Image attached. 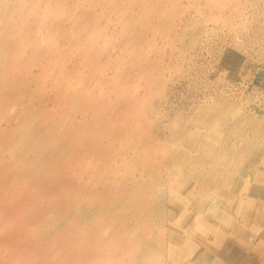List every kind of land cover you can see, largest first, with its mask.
Returning <instances> with one entry per match:
<instances>
[{
  "label": "rangeland",
  "instance_id": "1",
  "mask_svg": "<svg viewBox=\"0 0 264 264\" xmlns=\"http://www.w3.org/2000/svg\"><path fill=\"white\" fill-rule=\"evenodd\" d=\"M218 96L234 105L237 121L228 115L230 121L216 118L200 129L185 116L159 113L162 105L182 108ZM28 112L32 117L25 121ZM161 121L173 130L187 124L181 136L189 140L177 144L194 159L190 168L176 158L172 166L158 167L162 149L139 140H155ZM0 138L10 146L32 144L29 159L43 168L62 157L56 174L47 171L49 180L62 174L72 187L83 165L77 159L94 138L100 145L90 143L89 149L111 146L119 159L131 150L127 165L108 170L105 181L130 177L126 186L138 216H129L139 244L136 180L142 173L149 178V165L165 180L167 220L158 257L131 261L141 251L129 256L126 247L114 244L101 261H78L77 255L65 261L59 247L22 233L47 257L36 264H114L116 248L120 264H264V0H0ZM2 150L1 163L11 165V147ZM7 180L15 183L16 177ZM95 182L88 184L102 189L104 182ZM152 193L147 199L154 204ZM76 211L77 206L70 216ZM44 227L51 230V222ZM0 260L15 264L3 254Z\"/></svg>",
  "mask_w": 264,
  "mask_h": 264
},
{
  "label": "bare ground",
  "instance_id": "2",
  "mask_svg": "<svg viewBox=\"0 0 264 264\" xmlns=\"http://www.w3.org/2000/svg\"><path fill=\"white\" fill-rule=\"evenodd\" d=\"M155 111L147 113V116ZM162 112L168 119L171 116H185L189 124L198 125L200 129L216 118H224V120L230 121L228 115H234V121L238 120L234 105L219 96L211 98L210 102L207 101L194 106H183L182 108L172 105L167 110L162 105L159 113ZM31 117V113L28 112L24 120L27 121ZM25 125L21 129H25ZM160 128L158 127L156 134H154L155 140L144 137L139 138L147 147L156 146L162 149L158 167L172 166L176 158L182 159L183 164L190 168L194 159L188 156L187 151H182L177 144L179 138L181 142L189 140H186L185 136H181L186 133L187 124L173 130L169 127V124L161 121ZM167 131H169V134H167ZM0 140H3V138H0ZM204 140L206 141V139ZM90 143L95 147L100 145V141H97L96 138ZM90 143L81 151L82 154L80 153L81 155L77 159L80 160L79 165H83H81V168L79 167V182L76 187H72L71 184L69 186L67 182H62V174L57 176L60 177V180L57 178L53 182L49 180L51 178H49L47 171L50 172L52 169L53 173L56 174L54 170L57 166V170L61 169L62 163L60 161H63L62 157L56 156L49 159L48 164L50 166L43 168L41 164L38 165L29 159V153L33 150L32 144H27V148L24 144H17L16 146L5 143L0 144V256L3 254L11 258L12 261H15V264H36L37 261H46V256L26 243L25 238L22 236V233H25L27 236H37L50 242L52 246L59 247L60 252L67 257L65 261H70L69 259L73 255H77L78 261H101L104 258L103 251L114 244L121 246L118 248L126 247L129 256L135 254L136 250L141 251V254H136L135 258L133 255L131 261H147L151 256L158 257V243H162L164 238L159 233H161L163 221L167 220L162 217L164 213L162 202L164 200L162 199L161 188L165 184L163 174L149 165L144 170L149 178H141L142 173L136 180L139 183L138 204L141 216V233H143L139 244L133 238L136 222L132 221L129 216V213L133 217L138 216L137 206L134 199L130 200L132 195L126 186L127 179L130 177L125 179L119 178V176L109 182L105 181V179L107 180L105 176L108 170L112 171L121 165H127L126 159L131 150L130 152H121L118 155L121 157L119 159L112 152L111 146L105 149H89ZM4 146H9L12 149L14 162L11 165L1 163ZM231 150L232 148H228L223 149L221 152L226 155ZM207 151L212 153L209 149ZM57 152H59L58 154L62 153L59 150ZM104 153L108 156L106 161ZM46 160L43 157V162ZM6 161L4 157L3 162ZM11 174L16 177L15 183H9L7 180L8 175ZM146 180L150 181V184L146 183ZM88 181H96L95 183H102L103 181L104 186L102 189L94 185L89 186ZM226 181L233 182L234 180L228 178ZM149 190L155 191V193L149 194L156 200L154 204L147 199ZM171 191H173L172 188ZM142 197L146 200L142 201ZM75 198L78 199V203L74 201ZM46 199H50V205L43 210L41 204ZM199 205L203 206L204 202L200 201ZM76 206V214L71 217L70 212ZM181 213L183 214L179 211V215ZM55 214L62 216V218L53 219ZM12 218V223L6 226L9 219ZM159 220H161V226L157 224ZM46 222H51V230L45 229L44 224ZM61 226L63 228H60ZM63 229H65L64 233L62 232ZM148 232L152 233V243H148L146 236ZM173 237H175V234L172 232L171 239ZM83 240H87L88 244L82 245ZM76 241L77 246L74 245ZM173 245L175 246V244ZM203 245H205L204 242ZM116 249L113 250L112 257H114L111 261H114V264H120L118 261H123V259L114 255ZM25 250L30 252L29 256ZM236 256L240 257L238 253H236ZM177 257L178 259L181 258L180 255ZM58 261L64 262L60 259ZM74 262L72 261L70 264H74ZM65 264H68V262H65ZM218 264H223V262L218 261Z\"/></svg>",
  "mask_w": 264,
  "mask_h": 264
}]
</instances>
